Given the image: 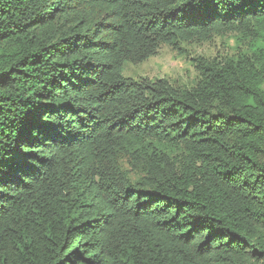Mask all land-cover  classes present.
I'll list each match as a JSON object with an SVG mask.
<instances>
[{"label":"trees","instance_id":"16d2710c","mask_svg":"<svg viewBox=\"0 0 264 264\" xmlns=\"http://www.w3.org/2000/svg\"><path fill=\"white\" fill-rule=\"evenodd\" d=\"M0 264H264V0H0Z\"/></svg>","mask_w":264,"mask_h":264},{"label":"rangeland","instance_id":"374dc122","mask_svg":"<svg viewBox=\"0 0 264 264\" xmlns=\"http://www.w3.org/2000/svg\"><path fill=\"white\" fill-rule=\"evenodd\" d=\"M239 33L230 32L215 35L207 41L180 43L178 48L162 44L157 55L139 64H128L125 74L135 79L152 80L167 78L175 87H194L200 74L196 67L197 59L221 62L241 48L238 45Z\"/></svg>","mask_w":264,"mask_h":264}]
</instances>
